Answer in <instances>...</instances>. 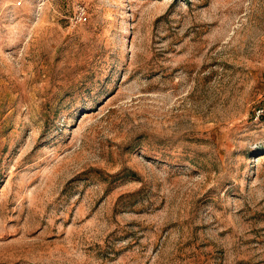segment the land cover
<instances>
[{
  "label": "rangeland",
  "instance_id": "374dc122",
  "mask_svg": "<svg viewBox=\"0 0 264 264\" xmlns=\"http://www.w3.org/2000/svg\"><path fill=\"white\" fill-rule=\"evenodd\" d=\"M0 264H264V0H0Z\"/></svg>",
  "mask_w": 264,
  "mask_h": 264
},
{
  "label": "built area",
  "instance_id": "2783aa9c",
  "mask_svg": "<svg viewBox=\"0 0 264 264\" xmlns=\"http://www.w3.org/2000/svg\"><path fill=\"white\" fill-rule=\"evenodd\" d=\"M79 16H80V19H86V11H85V9L84 8H81L80 9V12H79Z\"/></svg>",
  "mask_w": 264,
  "mask_h": 264
}]
</instances>
